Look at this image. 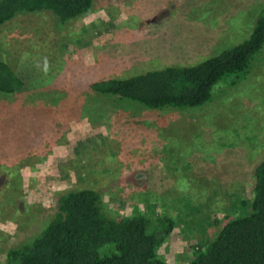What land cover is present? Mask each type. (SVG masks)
I'll list each match as a JSON object with an SVG mask.
<instances>
[{
    "label": "rangeland",
    "instance_id": "1",
    "mask_svg": "<svg viewBox=\"0 0 264 264\" xmlns=\"http://www.w3.org/2000/svg\"><path fill=\"white\" fill-rule=\"evenodd\" d=\"M263 11L264 0H94L61 29L48 14L2 26L0 59L25 86L0 94V264L73 189L98 192L113 220L170 217L157 249L168 264H189L243 216L264 160V47L196 109L117 105L89 85L200 63L247 40Z\"/></svg>",
    "mask_w": 264,
    "mask_h": 264
},
{
    "label": "trees",
    "instance_id": "2",
    "mask_svg": "<svg viewBox=\"0 0 264 264\" xmlns=\"http://www.w3.org/2000/svg\"><path fill=\"white\" fill-rule=\"evenodd\" d=\"M93 5L94 0H0V28L22 15L48 14L61 29L86 17ZM263 47L264 11L247 40L200 63L94 81L89 90L117 105H138L152 111L196 109L211 101L219 83L245 75ZM24 86L0 59V94L14 95ZM253 175L251 200L241 202L245 214L228 221L212 242L196 251L189 264H264V160ZM4 178H0V188ZM174 227L168 216L153 221L137 209L131 216L110 219L98 192L73 189L56 199L55 213L39 236L9 251L8 264H168L157 249Z\"/></svg>",
    "mask_w": 264,
    "mask_h": 264
}]
</instances>
